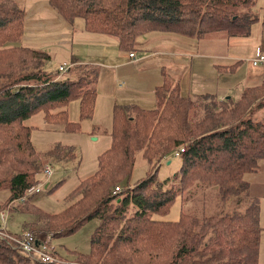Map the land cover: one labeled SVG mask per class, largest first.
I'll use <instances>...</instances> for the list:
<instances>
[{"label": "trees", "instance_id": "16d2710c", "mask_svg": "<svg viewBox=\"0 0 264 264\" xmlns=\"http://www.w3.org/2000/svg\"><path fill=\"white\" fill-rule=\"evenodd\" d=\"M48 3L72 26L80 17L83 30L117 36L120 48L129 52L142 33L196 40L214 32L243 36L256 19L249 11L255 0ZM25 20L26 10L16 0H0V191L8 193L0 211L40 181L43 158L75 157L70 145L54 143L45 151L36 149L32 127L25 121L43 112L47 122L75 131L79 125L67 119L66 105L78 100L81 118H90L95 110L96 65L73 63L63 74L45 70L49 53L22 43ZM259 97L264 101V82L245 88L234 100L219 99L216 94L182 96L178 84L165 79L155 89L153 109L113 106L110 146L98 156L97 170L66 196L70 202L66 208L49 213L26 199L14 203L10 211L33 214L30 225L43 223L44 227L29 231L38 236L36 229L46 231L51 240L97 218L88 251L70 252L79 264H258L259 202L246 193L244 176L257 171L264 160V120L256 118L252 108ZM180 147L183 151L172 155ZM139 154L147 172L130 183ZM171 156L180 157L178 170L172 177L159 179V163ZM119 183H124L122 189ZM117 185L120 191L113 193ZM205 187L216 189L223 203H234L233 198L237 204L250 201L243 210L233 208L224 214L185 212L186 198L195 199L197 189ZM180 199L179 218L167 220L172 203ZM32 262L56 264L43 263L21 252L14 242L0 240V264Z\"/></svg>", "mask_w": 264, "mask_h": 264}, {"label": "crops", "instance_id": "0c3cea01", "mask_svg": "<svg viewBox=\"0 0 264 264\" xmlns=\"http://www.w3.org/2000/svg\"><path fill=\"white\" fill-rule=\"evenodd\" d=\"M46 8L51 10L53 16L40 12ZM262 8L261 19L257 14L247 35L229 36L225 32H214L196 40L176 34L147 32L138 37L133 50L135 57L130 58L128 53L131 50H122L118 38L109 37L114 35H97L85 31L80 22L72 26L49 5L48 0H35L34 6L26 11L24 32L28 35L23 37L39 39L41 46L46 41L64 39L57 46L72 53L67 59L70 61L65 60L66 62L95 64L99 73L95 109L98 108V97L104 99L109 110H113L114 105L135 106L141 110L153 109L156 104L155 89L165 80V71L177 78L175 83L178 84L181 95L216 94L219 99L232 97L236 100L245 88L256 87L264 82V65L254 66L250 61L258 49L264 51V7ZM30 11L39 14L33 17ZM61 29L65 30L49 34L51 30ZM144 36H148L146 40L142 39ZM98 38H102L104 46L96 56L86 54L84 49L91 44V39ZM74 44L80 47L79 50H75ZM143 47L146 52L138 54L136 50ZM132 64L136 65V70H159L163 80L154 82L150 75L142 76L144 73L133 72L130 68ZM143 89L145 92L141 91ZM259 109H262V105L256 108L254 116L262 119L259 117ZM244 179L248 194L258 199L260 221L264 223V160L257 171L246 173ZM261 233L260 239L264 237V232Z\"/></svg>", "mask_w": 264, "mask_h": 264}, {"label": "rangeland", "instance_id": "374dc122", "mask_svg": "<svg viewBox=\"0 0 264 264\" xmlns=\"http://www.w3.org/2000/svg\"><path fill=\"white\" fill-rule=\"evenodd\" d=\"M24 9L27 11L31 6H34L35 0H16ZM256 5L259 7L257 8ZM264 2L263 0H255V4L250 8L251 14L257 17L259 15L260 19L263 14ZM257 9V10H256ZM51 10L42 9L40 12L43 14H48L53 16L50 12ZM38 12H31L30 15L33 17L38 16ZM80 22L83 24V20L80 17H76L74 21V26ZM261 22V21H260ZM53 26V25H51ZM61 30H51L49 34H57ZM76 30V29H75ZM159 33V32H152ZM94 34L103 35V33L95 32ZM145 34V33H144ZM222 35L221 33H218ZM28 35V33L24 32V36ZM37 35V34H35ZM143 35V33L141 34ZM151 35V34H149ZM140 36V35H139ZM138 36V37H139ZM101 37V36H99ZM115 37L117 36H109ZM136 38L135 43H137L139 38ZM148 36H144L143 40H146ZM64 39H53L50 41H46L42 46L39 43V39H25L23 37L22 43L24 45H28L30 47L35 48H43L45 49L49 55L50 60L45 65V70L53 71L57 70L59 64H62L67 60L68 57L72 56L70 51L62 48V46H57V43H60ZM104 41L102 38H98V40H92L91 44L84 49L86 54L90 56H96L98 54V50L104 46ZM177 45H181L179 43H175ZM75 46V44H74ZM137 47V46H136ZM80 47L75 46V50H79ZM111 46L109 47V49ZM190 49H193L192 47ZM138 54L145 53L146 51L143 48H138ZM66 60V61H65ZM68 63V62H67ZM70 63H78L72 61ZM82 64V63H79ZM78 64V65H79ZM75 65V64H74ZM136 65L130 66L133 72L137 74H143L142 76L150 75L152 81L160 82L164 79L168 81H172L175 83L176 77L174 75L169 74L167 71L163 73V77L159 70H155L153 68H145L136 70ZM128 68V67H127ZM126 69H124L125 71ZM74 74V73H72ZM141 76V77H142ZM178 81V80H177ZM127 86H129L127 84ZM145 92L144 89L141 90ZM185 96L184 94H182ZM98 108L94 111V114L89 117L80 116V107L79 101L73 100L70 101L66 105L67 110V119L70 122L77 123L79 125L78 130L69 131L67 130L62 123H49L44 119V113L38 112L33 114L29 119L25 121V124L32 127L31 131V141L34 147L38 150L45 151L50 148L54 143H60L65 145H70L74 147L75 157L72 160H57L54 157L50 156L48 158H43L41 160V164L39 166L40 181L43 180L44 176L42 174L43 167L47 162L52 163L53 174L49 179L48 187L43 188L40 193L34 195L33 197H29L28 200L35 206L41 208L42 210L49 213H58L69 205V201L66 200V196L71 192V190L84 178L93 174L97 170L98 164V156L105 151L110 146V131L112 124V109L109 110L103 98L98 97ZM259 103V106H257ZM256 104V105H255ZM252 108L258 109L262 105V109H259L260 115L264 120V101L263 98L259 97V101L255 103ZM257 106V107H256ZM134 114V113H132ZM256 117V116H255ZM257 118V117H256ZM255 119V118H254ZM259 120V119H258ZM180 164V157H170L167 160L161 161L159 163V167L157 170V176L159 179H165L168 177H172L173 174L178 170ZM147 172V164L145 160H143L140 154L137 156L134 166L132 168L129 182L134 183L137 180L145 177ZM122 184L119 185L122 187ZM248 194V188L247 192ZM6 191H0V206L3 205L6 201L7 197ZM184 197V198H183ZM187 197V193L185 192L182 198L185 200ZM181 198V199H182ZM195 199H187L184 201L183 210L185 212H190L193 210L198 216H202L204 214H224L227 212H231L236 209L238 211L243 210L245 208L246 203H249L250 200L245 199L242 200L240 204L236 203V198L229 200L226 203L220 202L218 199L216 189L209 190V187H205L204 189L199 188L195 194ZM181 199L175 200L171 207L169 208V212L166 215L167 220H177L179 217V212L181 211ZM245 201V202H244ZM244 202V203H243ZM11 203V202H10ZM10 203L6 206V208L10 205ZM243 203V204H242ZM260 207V204H259ZM4 208V209H6ZM234 208V209H233ZM33 214H29L26 212H20L18 210H13L9 212V217L6 223V230L12 234H18L21 230H32L31 227H44V224H35L30 225V222L33 221ZM98 224V219H91L85 223H83L76 231L69 235H63L58 237H53L51 240L50 233L46 231H37L39 236H43L48 238V242L53 245L55 249V253L53 256L57 260L56 264H66L65 261H70L69 263L79 264L80 261L76 258L71 257V251L77 252H87L89 249V239L94 231L95 227ZM264 223L260 221V209H259V227L261 232H264ZM262 234V233H261ZM260 234V235H261ZM0 240L10 241L5 236H0ZM260 252L258 257V264H264V237L260 239ZM10 243V242H9ZM82 262V261H81ZM31 264H34L33 262Z\"/></svg>", "mask_w": 264, "mask_h": 264}, {"label": "built area", "instance_id": "2783aa9c", "mask_svg": "<svg viewBox=\"0 0 264 264\" xmlns=\"http://www.w3.org/2000/svg\"><path fill=\"white\" fill-rule=\"evenodd\" d=\"M128 56L130 58L135 57L134 51L129 52ZM251 63L254 66H261L264 65V51L258 49L255 52V55L252 59H250ZM73 65L70 62H64L59 64L58 66V73L63 74L67 72V70ZM183 151V148L180 147L172 152V155L178 156L179 153ZM42 174L44 176L43 180L39 181L35 185L27 188L24 194L16 199L15 201H11L10 205L6 209H2L0 211V236H5L8 238L12 243L14 242L16 247L20 249L21 252L30 255L34 259H39V261L43 263H55L57 260L53 256V245L48 242L47 236L44 239L39 238L38 234L35 235L33 232L29 230H21L18 234L12 235L6 230V223L9 217L10 208L14 205V203H23L29 197H33L34 195L40 193L43 188L48 187L49 179L53 174V167L52 163L47 162L44 167ZM46 185V187H45ZM120 191V186H115L113 189V193H118ZM51 238V237H50ZM66 264H70L69 262L65 261ZM75 264V263H71Z\"/></svg>", "mask_w": 264, "mask_h": 264}, {"label": "water", "instance_id": "95a60500", "mask_svg": "<svg viewBox=\"0 0 264 264\" xmlns=\"http://www.w3.org/2000/svg\"><path fill=\"white\" fill-rule=\"evenodd\" d=\"M45 187H46V185H45Z\"/></svg>", "mask_w": 264, "mask_h": 264}]
</instances>
